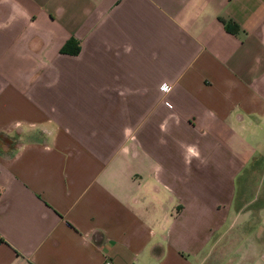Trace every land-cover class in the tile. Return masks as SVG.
I'll list each match as a JSON object with an SVG mask.
<instances>
[{
  "label": "crops",
  "instance_id": "obj_1",
  "mask_svg": "<svg viewBox=\"0 0 264 264\" xmlns=\"http://www.w3.org/2000/svg\"><path fill=\"white\" fill-rule=\"evenodd\" d=\"M255 165L264 0H0V264H264Z\"/></svg>",
  "mask_w": 264,
  "mask_h": 264
},
{
  "label": "rangeland",
  "instance_id": "obj_2",
  "mask_svg": "<svg viewBox=\"0 0 264 264\" xmlns=\"http://www.w3.org/2000/svg\"><path fill=\"white\" fill-rule=\"evenodd\" d=\"M256 170L259 171V174L257 175H252V181H247V182H241V179L245 177L246 173L245 171L240 172L235 178H234V189L235 191L240 192L241 190L244 191L243 193L245 194V200H250L248 203L245 204V206L249 205H256L259 200V189L264 185V173H261L260 167H257L256 165L254 166ZM247 169V168H245ZM254 179V180H253ZM240 186L241 189H240ZM235 200H238L235 198Z\"/></svg>",
  "mask_w": 264,
  "mask_h": 264
},
{
  "label": "trees",
  "instance_id": "obj_3",
  "mask_svg": "<svg viewBox=\"0 0 264 264\" xmlns=\"http://www.w3.org/2000/svg\"><path fill=\"white\" fill-rule=\"evenodd\" d=\"M69 45H72V49L69 48ZM77 50L76 45L73 43L71 39H68L61 47L60 52H67L70 54H74Z\"/></svg>",
  "mask_w": 264,
  "mask_h": 264
},
{
  "label": "built area",
  "instance_id": "obj_4",
  "mask_svg": "<svg viewBox=\"0 0 264 264\" xmlns=\"http://www.w3.org/2000/svg\"><path fill=\"white\" fill-rule=\"evenodd\" d=\"M159 89H160L161 91H164V90H165V86H164L163 84H161V85H159ZM104 264H106V263L104 262Z\"/></svg>",
  "mask_w": 264,
  "mask_h": 264
}]
</instances>
